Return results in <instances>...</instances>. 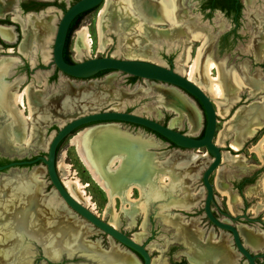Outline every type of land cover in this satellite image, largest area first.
<instances>
[{
	"label": "bare ground",
	"instance_id": "1",
	"mask_svg": "<svg viewBox=\"0 0 264 264\" xmlns=\"http://www.w3.org/2000/svg\"><path fill=\"white\" fill-rule=\"evenodd\" d=\"M243 1L248 6L251 3V0ZM179 10V0H108L100 8L95 23L98 50L102 51L105 47V31L113 25L126 33L133 34L131 38H126L123 44V51L129 57L136 56L141 51L140 40L146 41L147 37H151V40L159 39L161 36H165L167 39L177 38L183 32V29L180 28L181 14ZM2 14L3 12L0 10V15ZM34 15H30L25 19L26 24L22 28L23 42L19 47L20 52H24V45L27 39H30L31 43L34 40L42 41L47 37L49 30L52 31L50 29L53 19L51 15L46 14L39 17ZM13 18L18 21L21 20L17 16ZM248 19L249 22L256 25V40L261 48L258 51L256 50L257 52L255 51L254 58L259 61L264 56V16H253L249 14ZM155 23H168L172 30L161 33L148 31L149 27ZM185 33L187 35L184 49V56L186 58L190 56L192 42L199 40L201 43L196 50V56L191 65L188 78L201 89L208 87L209 93L213 97L222 98L224 101H214L217 115L221 117L226 114L228 115L227 108L231 103L230 101L236 98L237 92L245 85L242 81L243 79L233 70L229 73L227 88L224 87L222 90L218 83L209 85L208 80L205 78L203 71L204 64L201 60L202 56L210 55L206 37L200 31H185ZM0 35L10 41L13 37L10 29L3 26H0ZM92 43V35L87 26H81L77 29L73 45V50L77 54H81L83 51L90 52ZM9 50L12 51V48ZM211 63V61H208V66H211ZM0 64L3 65L2 63ZM6 72V69L1 68L0 77ZM248 83H250V92L252 94L261 86L257 78H251ZM24 85L22 89H18L19 85H17L14 87V90L8 93L5 92L6 84L0 82V110L5 111V114L11 119L10 122L0 128V138L1 141H4L10 146L12 145V140L21 144L40 143L42 125L49 123L56 117H59V115H71L81 112L84 109H92L108 102L112 98L121 96H118L113 91L110 79H106L102 83L91 82L73 88L65 87L63 90L54 92L47 98L43 97L41 90L34 88L30 83ZM138 89L140 90V88ZM141 90L157 93L159 96V106L174 113V117L168 121L170 127H174L184 119L188 124L189 133H195L199 129L201 124V111L195 102L179 89L173 86L156 87L148 85V87L142 88ZM24 107L28 109L27 115L24 113ZM263 115L264 97L262 102L255 101L247 106L238 108L230 119L231 125L236 129V133L229 147L233 150H239L245 140L248 137H252L256 129L261 126L260 118ZM26 129H28L27 134H25ZM224 135L225 132L219 134L220 139ZM150 141L152 142V140ZM150 141L139 134L131 135L127 131L122 130L118 124L85 128L75 133L72 137L71 145L76 148L82 164L86 167L92 179L106 193L108 198L107 211L112 213V217L108 219V222L114 226L117 225V210L114 209L116 199H119L123 205L125 202L131 205L128 211L131 216L137 212L145 213L148 210L149 202L159 198L162 199L166 196L167 188L174 189V186L179 188L185 186V183L181 179L187 173H192L199 166L200 160L204 161L205 153H193L187 156L174 154L166 159L160 160L158 152L153 150L154 144ZM112 142H116L121 146H127L129 153L127 155L124 153H115L106 159L104 157L105 152L111 148ZM217 142L220 143L219 141ZM250 151L256 153L259 160L263 162L264 133L257 143L250 147ZM229 156L228 153H222V161L228 159L236 160L240 157L232 156L230 158ZM136 158H140V161L137 163L135 162ZM128 159L133 165L129 163L131 169L127 171L128 176H132L135 173V166L141 162L149 169L152 181H145L144 184L129 181L115 186L118 174L124 170L125 163ZM117 162L120 165L116 166ZM56 168L67 191L89 210L99 215L91 195L86 191L87 184L72 169V165L66 162L65 152L59 155ZM176 175L181 177H175ZM165 176H168V183L164 179ZM164 181L167 183V188L163 183ZM259 183L262 191L261 194H264V176L260 179ZM215 188L221 195L227 197L229 210L234 212V202L238 201L240 197L233 198L229 195L222 188L217 177ZM134 190L139 192L138 199L133 198ZM247 194L252 195L253 192L249 191ZM185 196L186 200L190 199L187 197V193H185ZM260 203L264 205V196ZM176 207L183 208L184 206L176 205ZM123 208L126 207L123 206L121 209ZM254 211L256 212V210ZM68 212L65 203L54 189L42 195L31 184V181L30 184L25 182V177L23 176L16 175L12 181L10 179L0 180V264H11L12 259H14L12 261L17 259V250L21 244L20 234L23 233L28 234L33 239L35 238L36 241H43L45 245L44 251L49 257L57 256L60 250L64 248H67L68 252H71L80 247L88 251L90 250L91 254H94L97 260L100 261L99 264H106L107 261L110 264H138V259L129 251L119 250L117 247H114L110 251L100 254L96 249H92L91 246H94V242L90 244L91 246H86L90 241L85 244L76 237L78 232H80L79 226L72 219L71 213ZM28 217L33 225L45 229L48 235L54 238L46 243L47 233L45 231H30L27 225H25V219H28ZM189 224L194 226L195 222L190 221ZM238 229L246 241L253 242V244L260 242L261 236L253 232L251 228L239 225ZM179 230L180 232L188 233L193 245L198 247L199 250L201 249V251L212 254L217 251L222 252L228 257L230 256L225 241L213 242L207 239L202 242L199 239L197 240L196 235H200L198 232L196 233V230L190 229L193 233L189 231V228L182 227ZM141 235V233H135L132 237L135 241H139L142 237ZM58 243H62L63 246L58 245ZM26 263L23 262V264Z\"/></svg>",
	"mask_w": 264,
	"mask_h": 264
},
{
	"label": "rangeland",
	"instance_id": "2",
	"mask_svg": "<svg viewBox=\"0 0 264 264\" xmlns=\"http://www.w3.org/2000/svg\"><path fill=\"white\" fill-rule=\"evenodd\" d=\"M187 3H188V7H187L188 10L185 7H183L185 10L184 15L186 17L188 16L189 18L198 16L199 12H198V8L196 7V4L194 2L193 3L190 2L191 4L189 2ZM245 5L248 6L247 4ZM99 10L96 12V14L85 16L77 27V29H79L81 26H87L90 29V33L93 39L90 52L87 53L83 51L81 54H77L73 50V45H74L77 29L74 30V32L72 33L70 37V53L72 54L73 58L75 57L77 60H84L86 58L94 57V56H114L118 58H140V59H145L148 61L156 62L159 65H162L164 67L172 68L174 71L186 77L189 76L191 65L193 64L195 56H196V50L201 44L200 42H197V41L192 42L190 56L189 58H186L184 56V49H185V45L187 41L186 40L187 38L185 37L186 35H182L180 36V38H172V39H167L165 36L164 37L161 36L160 38H163V39L159 38L160 40L159 39L151 40V37H147L148 40L146 39V41L140 40V44L142 48L141 51L138 52L136 56L129 57L125 55L123 51V48H124L123 44L126 38H131L133 34L126 33L118 29L115 25H113V26H110V28L106 29L105 34H104L106 38L105 39L106 45L102 49V51H99L98 45L96 43V25H95ZM181 12H182V8L179 10L180 14ZM49 14L53 17L52 25L50 28L52 31L49 30L47 37H45V39L41 41L42 52L40 56L41 62L49 66V70L47 72L37 71V73H32L28 79L30 84L34 88L41 90V92L48 91L47 87L45 86L46 81H47V76L48 74H51L54 69V65L52 63V44H53L54 36L56 33L57 25L62 15V11L57 8H52L51 10H49ZM183 25L186 27H189L190 29V30L187 29L186 32L187 31L188 32L197 31V30H191V29H196V28L194 26H191L192 24H190L189 22H187V25L186 24H183ZM151 27H153L154 30H152L153 28ZM160 30H166V32L168 31L170 32L172 29L170 28V25L168 23L166 24L165 23L164 24L155 23L153 24V26H150L148 29V31H153V32L155 31L156 33L165 32V31H160ZM238 32L240 33V36L238 40L235 41L234 45L230 49L228 50H222L219 48L216 49V58H213V56H210V55L201 57V60L203 61V64H204L203 71H204L206 80H208L209 82V85L218 83V85L221 86V89L224 87L227 88L228 81H229L228 76H229V73L233 70H235L238 73V75L243 79L242 81L245 83L243 88L237 92L236 98L230 101L231 103L227 108V113L229 112V110L233 111V108L237 106L241 107L243 105L248 104L249 102H255V101L262 102L263 97H264V86H262L264 85V83L262 82L264 81L263 79L264 72L260 67L262 60L257 61L254 58L255 46H254V42L251 40L252 30L247 32V28L245 27V22L242 21ZM205 37L207 41V48L209 50L211 46L210 43L212 44L213 41L210 40L209 38L207 39L206 35ZM255 40H256V33H255ZM256 43H257V40H256ZM248 48H251V51H249ZM168 60H170V62ZM207 60L212 62L211 66H208ZM227 60H228V67L224 69L222 65L225 64V61ZM28 61L33 62L34 59L31 58ZM12 62L14 63V59H12ZM236 66H241L244 72H240V70L237 69ZM206 68H207V71H206ZM22 75L24 74L16 73L15 71L12 72V75L10 76L11 83H14L15 81H17V79H19ZM246 77H249V79L246 80L245 79ZM251 78L259 79V85H261L260 88L257 89V91L253 94L250 92V86H249L250 83H248L251 80ZM22 79L23 78L21 77V80ZM106 79L111 80V86H112L113 91L118 96L119 95L121 96L117 98H112L108 102L103 103L95 108L84 109L78 113H85V112H90L92 110H99V109L111 107L114 109H118L120 111H129V112L137 113L143 116H147L161 123H168V121L172 117H174L173 112L167 111L162 106H159V96L157 93L150 92V91L146 92L145 90H141L142 88L144 89L148 87V85H153L156 87H169L170 85L157 82V81L145 80V79H141L137 77L136 79L132 80L131 75H127L121 72L104 74L100 77H96L91 82L102 83ZM86 84L88 83L71 80L68 76L59 72L58 77L53 82L50 83V89H54L53 91L57 92V91L63 90V88L65 87L73 88L76 86H82ZM6 86L7 87L5 89V92H8L10 87L8 86V84H6ZM24 86L25 85H23V87ZM12 87H15V86H12ZM138 88H140V90ZM11 89L14 90V88H11ZM202 89L210 97H212V99L214 98L213 101H224L222 100V98L213 97L212 94L209 93L208 87L207 88L203 87ZM7 102H8V98H7ZM197 107L199 108L198 105ZM78 113L76 114L78 115ZM6 116H7L6 120L5 119L3 120L5 121V124L11 121L10 117L8 115ZM67 116L69 115H61V116L59 115V117H56L55 119L61 121L63 120V118ZM231 116L232 115L229 116V113H228V115L226 114L223 117L221 116L218 117L219 121L217 122V125H216L215 141L220 142V143L217 142L218 145L224 146L222 153H228L230 155L229 156L230 158L232 156H236V157L240 156L241 158L239 157L236 160L234 159L233 160L228 159L224 161L221 160V163L219 164L215 172L211 174L210 180L213 182V185L215 187V181L217 177L220 184L222 185V188L225 191H227L229 195H231L233 198H236L237 196L240 197L238 201L234 203V214H236L237 212L241 211L243 207V203L245 202L243 201L244 199L242 197H244L245 195H248L247 192L249 191L253 192L252 195H248L249 197H247V199L249 200V207H252L253 211L256 210V208L253 205H256L257 202L259 204L258 206L260 207L263 206L260 202L262 201V197L264 196V194L263 193H262L263 195L261 194L262 191H261L259 182H260V179L264 176V156H263V162H261L258 156L256 155V153H253L250 151V147L255 145L257 141L261 138V136L264 133V127H262L263 129H260L258 133L255 132V135H253L252 137H248L239 150H233V149L231 150L229 146H230V143H232V141L234 140L235 133H236L235 127L231 125V120H230ZM263 116L260 119L264 123ZM263 123H261V126ZM203 124L204 122H203V117L201 114V124H200L199 129L195 133L188 132V126H187L188 124L186 121H184V119H182L180 123L175 125L173 128L186 132L192 136H198L202 132ZM118 125L122 130L127 131L131 135L139 134L143 138L148 139L149 141L152 140V142L151 141L150 142L154 144L153 150L158 152V157L160 160L166 159L167 157L172 156L174 154L187 156L193 153H197V154L205 153V156L203 158L204 161L200 160L199 166H197L195 170L193 169L194 171H192V173H187L186 176L183 179H181V181L184 182L185 185H187L188 192L191 193L190 196L192 195L191 197H195L194 199H196L194 202V207H193L195 211L190 212L185 217L187 220L196 219L200 217V215L202 214L196 209L200 206L199 203L204 198V193H205V189L201 182V179H202L201 176L205 168L211 162V156L207 154L206 150L204 148H201L199 150L177 148L175 146L169 145L166 142H163L162 140L157 138L154 134L147 132L143 130L142 128H137V127L130 126L129 124H124V123H120ZM27 126L29 127V125ZM261 126L259 128H261ZM259 128H257L256 131ZM222 132H225V135L220 139L219 134H221ZM52 134L53 133H50L49 138L43 139V141L47 143L45 146L46 149H47L48 141L52 137ZM72 137L73 136H69L62 143L59 149V152H58L57 160L59 159V155L62 152H65L66 162L72 165V169L75 170L78 173V176L81 178V180L87 184L86 191L88 194L91 195L92 200L96 205V211L98 212L99 216L103 217L105 220H108L112 217V213L107 211L108 198L106 196V193L92 179L88 170L82 164L77 154L76 148L73 145H71ZM0 141H1V138H0ZM1 142L6 145V148L8 149L10 148V145L6 144L4 141H1ZM11 143L17 144V141L12 140ZM21 145L30 146L31 143L21 144ZM118 165H119V162L116 163V166ZM30 173L32 174V177H33V182L31 184L34 187H36L39 191H41L40 192L41 194L42 193L47 194L51 191L50 189H53L51 188L52 187L51 182L49 180V177L47 176L46 168L45 166H43V164H40V166L37 169L32 170ZM250 176H252L253 181L250 184L243 186L242 190L239 191L236 188V183L241 178L250 177ZM8 177L10 178V176H8L5 172L0 173V180H6V179L9 180ZM165 177L164 179L167 180V183H168V176H165ZM175 177H181V176L176 175ZM13 178H11L10 181H12ZM25 182L30 184V181H28L26 177H25ZM163 183L166 185L165 187L167 188V183H165V181ZM185 191L186 189L175 187V186H174V189L167 188L166 193H165L166 196L164 198L162 199L159 198L157 200H153L149 202L147 212L145 213L137 212L133 216H131L128 213V211L131 208L130 204H126L125 202L123 205L119 199H116V202L114 203V209L117 210V216H116L117 225L116 226H118L119 229L124 230L128 235L133 236V234L135 233L142 234L141 235L142 237L139 239L138 242L145 243V246L149 249L150 253L152 254V264H163L165 261H167V259L175 255L177 251H181V249L179 248H171L169 251L166 250L167 249L166 248L167 239H169L170 235H172L173 232L168 231L167 227L163 225V222L158 221V219L155 216L156 214L163 212L168 204H166L163 207L164 204L162 202H157V201L158 200L160 201L163 199H167V202L170 201L171 199L176 200L172 203L170 202L171 204L167 206L168 207L167 210L171 209L173 213H170V212H167V214L162 213L167 216L166 217L162 215V220H164V222L166 223L168 222L172 224L173 226L175 225L177 226L175 216H177V214H181L180 209L185 208L183 207V203L186 201ZM214 193L216 196V200L220 204V206L228 210L229 207L227 205V197L225 196L223 197V195H221V193L217 191L216 188H215ZM240 193H243V195H241ZM42 195H45V194H42ZM181 196L183 199L182 198L176 199ZM133 198L135 199L139 198V192L137 190H134ZM223 198H225V200H223ZM177 204H179L178 206H182L183 208L176 207ZM122 205L126 208L121 209L123 207ZM159 205L163 208H157ZM153 206L154 207L156 206L157 208V210H155V213H151V209L152 208L154 209ZM66 209L69 211L68 213H71L72 219L75 220V223L79 226L80 232H78V235L76 236L78 239H80L82 236L86 234V238L90 239V241L94 243L98 241V245L104 250L110 251L112 248L117 247L121 250L128 251L125 247L115 242L111 237L105 235L99 229H97L92 224L87 222L84 218H82L77 213H75L67 205H66ZM24 230H27V229H24ZM152 230H154V232H152ZM17 233L19 234L18 231ZM20 236H21L20 237L21 244L17 250L18 257L17 259H15V261H12L14 260L12 259L11 260L12 263L11 262L10 263L11 264H23V262H27L26 264H30V256L32 254L31 243L30 241H28L30 236L26 233L20 234ZM92 242L88 244L85 243V244L86 246L87 245L90 246ZM58 245L63 246L62 243H58ZM81 249H84V248H81ZM84 250H85L84 252L85 254L91 255L92 258L97 259L94 254H91V252H89L86 249ZM57 256L50 257V258H56ZM36 260H39V262L41 261L39 259V254L36 256L34 262H36ZM76 260L77 259H73V261H76ZM97 261H98L97 264H99L100 261L99 260ZM76 262L78 264L86 263L84 261H81V262L76 261ZM106 264H110V263L107 261ZM138 264H141L139 260H138Z\"/></svg>",
	"mask_w": 264,
	"mask_h": 264
},
{
	"label": "flooded vegetation",
	"instance_id": "3",
	"mask_svg": "<svg viewBox=\"0 0 264 264\" xmlns=\"http://www.w3.org/2000/svg\"><path fill=\"white\" fill-rule=\"evenodd\" d=\"M76 1L77 0H68V1L67 0H3V1H0V10L3 12V14L0 15V26L9 28L13 35L11 41L9 39H4L0 35V63L3 64V65L0 64V67L7 70V73L0 77V80H1L0 82L4 84H8V86L10 87L8 93L12 90L11 88H14L12 86L19 85L18 89H21L24 84H29L30 82L28 81V79L32 73H37V71L47 72L49 70V66L41 62V58H40L41 52H42L41 40H34V41L32 40L33 43H31L30 39H27L24 45L25 47L24 52L19 51V47L21 46L23 42L22 28H23V25L26 24L25 19H27L28 16L34 15V14L36 15V17L49 14V10H51L52 8L60 9L63 13L67 7H69L71 4H73ZM187 2L189 3L194 2L196 4V7L198 8V12H199L198 16L189 18L188 16L186 17L184 15L185 10L183 7L187 9L188 7ZM179 4H180V9L182 8V12L180 15L181 17L180 18L181 20L180 28L183 29V32L179 34L177 38H180V36L182 35H186L185 31L189 29V27H186L183 24L187 25V22H189L190 24H192L191 26H194L196 28V29H191V30H197V31L203 32L207 36V39L209 38L210 40L213 41L212 44L210 43L211 46L209 48V53H210V56H213V58H216V49L219 48L222 50H228L234 45L235 41L238 40L240 36V33L238 32V30L240 28L241 22L243 21L245 22V27L247 28V32L252 30L251 40L254 42V46H255L254 50L255 51L260 50L261 47L259 46V44L256 43V40H255V32L257 31L256 25L254 23L251 24L248 21L249 20L248 15L252 14L253 16L254 15L264 16V0H251V3L249 4V6H246L243 0H179ZM96 8L97 7L78 14L71 21L69 28L70 26L76 23L78 27L79 23L85 17V15L95 10ZM16 16L19 18V20L21 19L20 20L21 22L18 20H14L13 17H16ZM77 27H75L71 31L69 40H70L72 33L74 32V30L77 29ZM69 28H68V31H69ZM160 31L166 32V30H160ZM160 39H163V38H160ZM196 41L199 42V40H196ZM65 46H66V40H65L63 52L66 50ZM52 47H53V44H52ZM11 48H12V51L9 50ZM248 50L251 51V48H248ZM68 51L70 53V45H69ZM70 57L72 59V62L77 60L75 57L74 58L72 57L71 53H70ZM31 58L34 59L33 62L28 61ZM262 58H261L262 62L260 64V67L264 72V56ZM12 59H14V63L12 62ZM168 61L170 62V60ZM52 63H53V60H52ZM53 65H54V69L51 74H48L47 81L45 84L48 91L41 92V94L45 98H47L48 96L54 93L53 91L54 89H50V83L53 82L58 77V73L60 72L54 63ZM222 67H224V69L228 67V60L225 61V64H223ZM236 67L237 69L240 70V72H244L241 66H236ZM14 71L16 73H23L24 75L21 76L23 78L22 80L20 77L19 79H17V81H15L14 83H11L10 76L12 75V72ZM92 78H96V77L93 76ZM245 79L248 80L249 77H246ZM262 82L264 83V81ZM23 109H24V113H26L27 115L28 114L27 107H24ZM6 117L7 116L5 114V111L0 110V128L3 125H5V121L3 120L4 119L6 120ZM55 121L57 123H55ZM58 122L59 120L53 119L49 123L42 125L40 143L31 144L30 146L29 145L23 146L19 142L17 144L12 143V146H10L9 148L11 150H9L8 148H6V145L0 141V165L8 164L13 161L32 160L39 156L46 157L49 143L46 149L45 146L47 143H45L43 139L49 138L50 133H53V131L56 132L59 129ZM261 123L263 122L261 121ZM124 124H129V123H124ZM46 125L48 126L46 127ZM129 125L137 127V128H142L143 130L150 132L146 128L140 127L138 125H134V124H129ZM262 127H264V123L262 124L261 128H259L256 131V133H258L260 129H263ZM203 129H204V124H203ZM27 131L28 129H26L25 134ZM76 131L78 132V130H75L74 132L70 133L67 137H65L58 143L56 147L55 166H56L58 152H59V149L62 143L69 136H73L76 133ZM199 135L195 137H199ZM159 139L171 145L169 142L164 141L161 138ZM21 150H23L26 153L30 152V155H23L22 157H17V156L1 154V151H6L10 153L14 151L20 152ZM40 164H43V166H45L46 168V165L41 160H38L32 164H23V165L14 166L12 170H9V171H8L9 168H7L4 170V172L8 176H10V178L8 177L9 179L15 177L16 175L26 177V175L30 173L32 170L37 169L40 166ZM47 176H48V173H47ZM252 181H253L252 176L243 177L236 183V188L239 191H241L243 186L250 184ZM201 182H202V179H201ZM51 186H52L51 188H53L52 183H51ZM182 188L186 189L185 193L189 194L188 197L192 196V195L190 196L191 193L188 192L187 185L182 186ZM214 191H215V188H214ZM240 194L243 195V193H240ZM205 195H206V192L204 193V198L199 203L200 206L196 209L202 215H200V217L196 219H189V220L186 219L185 217L186 215H188L190 212L195 211L193 207H194V202L196 199H194L195 197H191L190 199H187L183 203V206L185 208L180 209L181 214L183 215L177 214V216H175L177 226L176 225L173 226L172 224L168 222L166 223L164 222V220H162V215L166 216L165 214H167V212L173 213L171 209L167 210L168 209L167 206L176 200L171 199L170 201L167 202V199H163V200L157 201V202H162L164 204L163 207L166 204H168L163 212H160L156 214L155 216L158 219V221L163 222V225L167 227L168 231L173 232V234L170 235L169 239H167V244H166L167 249L166 250L169 251L171 248L181 249V251H177L175 255L167 259V261H165L163 264H264V205L260 207L258 206L259 204L257 202L256 205H253L256 208V212H254L252 210V207H249V200L247 199V197L249 196L245 195L244 197H242L244 199L243 201L245 202L243 203V207L241 211L234 214V212H231L229 208L228 210H226L222 206H220V204L216 200L215 193L213 192V197L209 204L211 214L219 222L228 223L235 229L241 246L243 247L244 251L247 252V255H246L238 247L236 240H235L234 232L232 230L219 227L218 225L214 224L210 220V218L207 216L205 212V208H204ZM181 198L182 196L176 199H181ZM223 200H225V198H223ZM163 207L159 205L157 208H163ZM157 208L156 206L154 207V209L152 208L151 213H155V210H157ZM162 213H165V214H162ZM190 221L195 222L194 226L189 224ZM239 225H243L247 228H251L253 232L258 233L261 236L260 242L253 244V242L246 241L238 229ZM182 227L187 228V229L189 228V231L190 229L196 230V233L198 232V234L200 235V236L196 235L197 240L199 239L202 242L206 241L207 239L212 240L213 242H218L221 240L225 241L227 243L228 254L230 256L228 257L222 252H217V251L212 254L209 252L201 251V249L199 250L198 247L193 245L192 241L190 240V235L188 233L180 232L179 228H182ZM120 230L125 232L122 229ZM152 232H154V230H152ZM190 232L193 233L192 231ZM192 237L194 238L193 235ZM142 244L145 246V243H142ZM120 245L123 246L122 244ZM147 250L149 249L147 248ZM129 252L133 254L139 261H142V258L138 253L131 251V250H129ZM150 256H151V264H152V254L151 253H150Z\"/></svg>",
	"mask_w": 264,
	"mask_h": 264
},
{
	"label": "water",
	"instance_id": "4",
	"mask_svg": "<svg viewBox=\"0 0 264 264\" xmlns=\"http://www.w3.org/2000/svg\"><path fill=\"white\" fill-rule=\"evenodd\" d=\"M107 1L108 0H77L66 8V10L62 13L60 17L53 40L52 60L55 66L59 69L61 73L68 76L69 78L71 77L70 79L75 81L90 83L92 80L95 79L92 77L99 71L109 70V73L121 72L137 78L157 81L176 87L180 91L184 92L188 97L192 98L195 104L199 106L204 120L203 135L201 137H195L189 135L186 132H182L178 129L170 127L168 123H161L147 116H143L133 112L120 111L111 107L99 110H92L90 112L85 113H78V115L75 113L59 121V129L56 132L53 131L52 137L48 141L49 145L46 157L39 156L32 160L13 161L8 164L0 165V173L4 172V170L7 168H9V171L12 170L14 166L32 164L38 160H41L46 165V171L50 178V182L53 185V189L57 192L58 196L70 209H72L75 213L84 218L94 227L99 229L102 233L111 237L115 242H117L118 244H122L128 251L131 250L138 253L142 258V261H140L141 264H151L150 252L142 243L135 241L132 235H128L125 232L121 231L118 226L112 225L108 222V220H105L103 217L93 213L86 206L76 200L67 191L58 175L57 168L55 166L56 147L58 143L75 130L79 131L85 128H91L96 126L120 124L121 122L138 125L140 127L147 128L159 134L163 138L167 139L169 142L173 143L177 148L191 150H199L201 148H204L206 150L207 154L211 156V162L205 168L201 176L203 187L206 192L204 204L205 212L214 224L218 225L221 228L229 229L234 232L235 240L238 247L242 250L243 253L247 255V252L244 251L243 247L241 246L238 240L235 229L228 223H223L216 220L211 214L209 207L215 188L213 182L210 180V176L213 172H215V170L221 163L222 152L224 148V146L218 145L215 141L216 125L219 121V116L217 115L213 99L188 77L174 71L172 68L164 67L153 61H148L140 58H118L114 56H94L86 58L84 60H75L74 62H67L64 59L63 49L67 36V31L71 21L78 14L93 9L95 7L97 8L89 12L87 15L96 14V12ZM250 103L243 106H247ZM238 108H240V106L235 107L233 111L229 110L228 113L232 115ZM55 123L57 122L55 121ZM47 126L48 125H46V127ZM110 147L111 148L105 152L104 157L106 159L115 153H124L125 155L129 153L127 146H121L116 142H112V145ZM1 154L22 157L23 155H30V152L26 153L23 150H21L20 152L14 151L10 153L6 151H1ZM138 161H140V158H136L135 162L137 163ZM129 163L130 161L128 159L125 163L124 170L121 171L120 174H118L115 186H119L129 181H136L141 184H144L145 181H150L152 179L150 176L149 169H147L146 166H144L141 162H139V164L135 166V173L132 176H128L127 171L128 169H131L132 165L131 163V165ZM26 178L28 181H31V183L33 182V177L31 173L26 175ZM25 225H27L30 231L36 232L42 230V232L45 231L47 233L45 229L33 225L30 222L29 217L28 219H25ZM53 238L54 237L48 235L47 233L46 243H48V241ZM80 240L84 243H88L90 241V239L86 238V234L82 236ZM28 241H30L32 248L30 264H78L76 261L86 262L79 264L98 263L97 259L92 258L91 255L85 254V250L81 248H77L71 252H68L67 248H64L61 250L60 254L56 258H50L48 255H46L44 251L45 245L43 241H36L32 237H30ZM91 247L92 249H96L100 254H103L108 251L102 249L96 242L94 246ZM89 252L91 251L89 250ZM38 254L39 259L41 261L39 262V260H36V262H34ZM73 259L77 260L73 261Z\"/></svg>",
	"mask_w": 264,
	"mask_h": 264
},
{
	"label": "trees",
	"instance_id": "5",
	"mask_svg": "<svg viewBox=\"0 0 264 264\" xmlns=\"http://www.w3.org/2000/svg\"><path fill=\"white\" fill-rule=\"evenodd\" d=\"M75 27H77V23L76 24H74V25H72V26H70V28H69V31H68V33H67V38H66V50L63 52V56H64V59L66 60V61H68V62H72V59H71V57H70V53H69V45H70V40H69V36H70V33H71V31L75 28ZM109 72V70H103V71H99L97 74H95L94 75V77H100V76H102V75H104V74H106V73H108ZM131 79L132 80H134V79H136V77H134V76H131ZM147 129V128H146ZM148 131H150L151 133H153L154 135H156L157 137H159V138H161V139H163L164 141H167V142H169L167 139H165V138H163L162 136H160L159 134H157V133H155V132H153V131H151V130H149V129H147ZM203 131H204V129L202 130V132H201V134L199 135V137H201L202 135H203ZM172 146H175L173 143H171V142H169ZM176 147V146H175Z\"/></svg>",
	"mask_w": 264,
	"mask_h": 264
}]
</instances>
